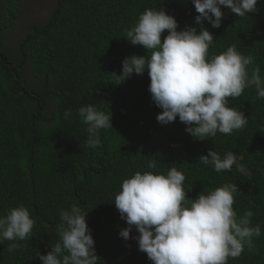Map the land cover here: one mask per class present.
Returning a JSON list of instances; mask_svg holds the SVG:
<instances>
[{
    "label": "trees",
    "instance_id": "1",
    "mask_svg": "<svg viewBox=\"0 0 264 264\" xmlns=\"http://www.w3.org/2000/svg\"><path fill=\"white\" fill-rule=\"evenodd\" d=\"M147 8L174 15L181 30L200 28L192 0H58L47 20L31 24L9 47L5 34L16 28L22 5L0 0V217L23 204L35 220L29 239L0 243V264H42L37 254H47L59 241L60 213L73 204L88 212L98 264H152L139 250L135 228L127 240L119 235L128 225L113 202L123 180L136 171L166 174L173 166L185 174L190 199L225 183L238 185L233 207L238 217L253 211L252 224L262 234L253 238L254 250L245 247L227 264H264V99H256L254 87L228 99L248 119L230 135L217 132L199 140L178 117L158 122L162 109L152 101L150 114L143 105L151 97L147 70L125 80L119 76L126 57L150 55L125 37ZM222 11L221 27L204 21L215 37L209 56L235 45L255 56L250 68L259 65L264 77V0L245 17L223 6ZM89 104L112 114L113 127L100 130L95 149L86 144L87 125L78 115ZM66 109L72 110L68 119ZM209 149L242 157L238 162L250 175L235 165L218 173L197 161ZM152 159L157 167L148 169ZM10 243L19 247L10 252Z\"/></svg>",
    "mask_w": 264,
    "mask_h": 264
},
{
    "label": "clouds",
    "instance_id": "2",
    "mask_svg": "<svg viewBox=\"0 0 264 264\" xmlns=\"http://www.w3.org/2000/svg\"><path fill=\"white\" fill-rule=\"evenodd\" d=\"M200 25L179 29L174 15L163 8H147L137 22L126 30L125 37L133 45H140L150 55H132L122 61L123 80L132 74L150 77L145 107L150 114L155 105L162 109L157 121L168 124L177 120L187 127L185 131L199 140L215 137L217 132L230 135L248 123L243 111L228 106V99L240 97L244 90L254 87L256 99H264V77L255 56L245 55L235 45L209 56L214 34L204 26L207 20L213 28L221 27L222 6L238 17L257 10L258 0H192ZM20 15V14H19ZM31 26V24H30ZM167 31V35L162 34ZM152 99V100H151ZM72 115L66 109L64 118ZM78 115L87 125L86 144L93 149L101 144L100 130L113 127L109 116L89 104L78 109ZM198 160L211 165L216 172L231 171L250 175L242 157L232 151L223 156L213 149ZM154 159L147 163L155 169ZM186 176L177 167L166 174L155 171H136L123 180L114 204L127 222L119 235L125 240L135 228L139 250L147 254L152 264H227L229 258H238L245 247L255 249L254 237H259L261 226H253L254 212L239 216L233 205L240 190L235 183H225L214 190L191 198L185 188ZM87 213L78 205L60 213L57 226L59 241L52 244L47 254L38 253L42 264H98L95 239L87 223ZM35 220L23 204L10 209L0 217V243L4 240L23 241L32 235ZM19 247L10 243L8 251ZM5 250V251H6Z\"/></svg>",
    "mask_w": 264,
    "mask_h": 264
},
{
    "label": "rangeland",
    "instance_id": "3",
    "mask_svg": "<svg viewBox=\"0 0 264 264\" xmlns=\"http://www.w3.org/2000/svg\"><path fill=\"white\" fill-rule=\"evenodd\" d=\"M22 11L17 19L16 28L5 34L9 47H15L20 36L31 29L30 24L41 23L49 18L58 0H20Z\"/></svg>",
    "mask_w": 264,
    "mask_h": 264
}]
</instances>
